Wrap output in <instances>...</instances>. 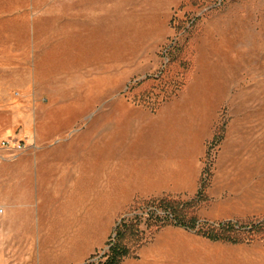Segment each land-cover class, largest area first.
Listing matches in <instances>:
<instances>
[{"label":"rangeland","instance_id":"rangeland-1","mask_svg":"<svg viewBox=\"0 0 264 264\" xmlns=\"http://www.w3.org/2000/svg\"><path fill=\"white\" fill-rule=\"evenodd\" d=\"M81 5L90 16L55 29L85 28L87 48L34 50L15 35L30 30L29 19L16 2L0 0V227L30 234L33 212L35 220L62 204L73 175L93 176L101 134H112L114 147H142L170 143L173 127L210 173L200 221L263 220L264 0ZM134 203L81 264L104 261L116 224L144 209L133 212ZM190 234L199 249L231 246ZM24 246L8 242L0 264H27Z\"/></svg>","mask_w":264,"mask_h":264},{"label":"crops","instance_id":"crops-1","mask_svg":"<svg viewBox=\"0 0 264 264\" xmlns=\"http://www.w3.org/2000/svg\"><path fill=\"white\" fill-rule=\"evenodd\" d=\"M6 1L16 2L22 9L20 16L31 24L29 31L15 34L18 42L29 44L24 48H87L85 28L73 32L55 29L90 16L82 9L85 0ZM17 23L25 25L26 21ZM171 129L174 139L170 143L142 147L135 142L114 147L112 134H101L93 155L95 174L73 175L62 204L41 216L37 214L35 220L33 212L30 234L23 229L8 232L6 225L0 227V252L8 248V242L15 241L30 249L27 264H81L95 254L110 225L136 198L197 193L202 174L197 151L184 142L176 127ZM154 150L159 152L158 157L153 156ZM136 151L140 157L133 155ZM198 245V237L190 232L166 227L140 248L136 258L120 264H264V242L221 249H199Z\"/></svg>","mask_w":264,"mask_h":264},{"label":"trees","instance_id":"trees-1","mask_svg":"<svg viewBox=\"0 0 264 264\" xmlns=\"http://www.w3.org/2000/svg\"><path fill=\"white\" fill-rule=\"evenodd\" d=\"M219 139L214 137L213 143ZM210 173L202 170L199 189L191 200L183 201L170 196L151 198L134 203L133 212L144 208L140 215L123 218L110 235L107 253L101 264H120L127 258H136L142 246L166 227H178L207 239L210 242L230 245H250L264 242V219L242 223L238 220L202 222L197 216L200 204L206 201L205 191ZM140 207V208H137Z\"/></svg>","mask_w":264,"mask_h":264},{"label":"built area","instance_id":"built-area-1","mask_svg":"<svg viewBox=\"0 0 264 264\" xmlns=\"http://www.w3.org/2000/svg\"><path fill=\"white\" fill-rule=\"evenodd\" d=\"M22 145L21 144H17V145H15V148L17 149V150H21L22 149Z\"/></svg>","mask_w":264,"mask_h":264}]
</instances>
